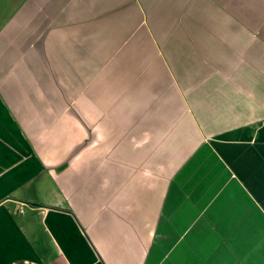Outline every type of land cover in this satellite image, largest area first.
I'll use <instances>...</instances> for the list:
<instances>
[{"label": "crops", "instance_id": "crops-1", "mask_svg": "<svg viewBox=\"0 0 264 264\" xmlns=\"http://www.w3.org/2000/svg\"><path fill=\"white\" fill-rule=\"evenodd\" d=\"M0 264H264V0L16 1Z\"/></svg>", "mask_w": 264, "mask_h": 264}, {"label": "rangeland", "instance_id": "rangeland-1", "mask_svg": "<svg viewBox=\"0 0 264 264\" xmlns=\"http://www.w3.org/2000/svg\"><path fill=\"white\" fill-rule=\"evenodd\" d=\"M16 1L18 0H0V25L11 15V10Z\"/></svg>", "mask_w": 264, "mask_h": 264}, {"label": "built area", "instance_id": "built-area-1", "mask_svg": "<svg viewBox=\"0 0 264 264\" xmlns=\"http://www.w3.org/2000/svg\"><path fill=\"white\" fill-rule=\"evenodd\" d=\"M27 208H32V207L31 206H28L26 204L25 205L24 204H21V207L19 209V214L20 215H25Z\"/></svg>", "mask_w": 264, "mask_h": 264}]
</instances>
